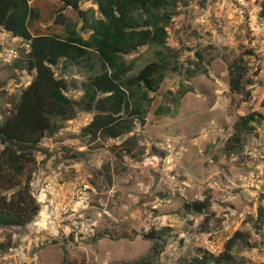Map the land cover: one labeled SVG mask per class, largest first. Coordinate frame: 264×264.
Masks as SVG:
<instances>
[{
    "label": "rangeland",
    "instance_id": "1",
    "mask_svg": "<svg viewBox=\"0 0 264 264\" xmlns=\"http://www.w3.org/2000/svg\"><path fill=\"white\" fill-rule=\"evenodd\" d=\"M29 2L46 32L61 5ZM178 2L166 45L178 53L180 72L167 73L150 94L145 123L130 133L90 140L81 131L93 112L78 111L42 139L31 183L38 215L24 227L0 228V264H189L220 253L237 230L250 246L237 244L231 264H264V0ZM80 9L98 16L93 0ZM64 12L79 29L76 13ZM9 49L17 53L11 61ZM154 49L127 59L142 67L155 59ZM27 52L26 42L0 29V121L33 78L17 66ZM196 52L210 59L207 74L187 77ZM240 57L247 95L229 91L228 65ZM52 69L68 81L66 94L79 99L86 74ZM161 106L170 112L158 113ZM250 113L258 120L234 141L236 122ZM194 201L208 207H185Z\"/></svg>",
    "mask_w": 264,
    "mask_h": 264
},
{
    "label": "trees",
    "instance_id": "2",
    "mask_svg": "<svg viewBox=\"0 0 264 264\" xmlns=\"http://www.w3.org/2000/svg\"><path fill=\"white\" fill-rule=\"evenodd\" d=\"M57 1L61 7L45 32L38 26L40 10L29 0H0V29L27 43L28 52L17 66L33 74L0 121V228L24 227L38 215L31 183L36 169L34 154L46 135L58 132L78 111L93 112L81 131L90 140L116 139L130 133L137 122L145 123L152 103L150 94L159 89L167 73L180 72L178 53L166 45L167 27L178 13V0H93L98 16L81 10L82 0ZM68 8L81 20L79 29L66 16ZM260 17H264V5ZM142 47L155 48V59L137 67L135 59L127 57ZM195 55V61L185 69L187 77L207 74L210 59L198 52ZM58 65L86 74L79 99L66 94L68 81L52 69ZM228 72L229 91L247 95L249 81L243 58L232 61ZM187 92H181L179 99ZM168 112L169 107L158 109L160 114ZM256 116L250 113L239 118L234 141L239 142L241 134L258 120ZM125 152L133 154V149L127 147ZM185 207L202 212L208 204L194 201ZM237 244L250 246L247 233L235 231L220 253L195 257L189 264H231ZM157 245H153L154 252H158Z\"/></svg>",
    "mask_w": 264,
    "mask_h": 264
},
{
    "label": "built area",
    "instance_id": "3",
    "mask_svg": "<svg viewBox=\"0 0 264 264\" xmlns=\"http://www.w3.org/2000/svg\"><path fill=\"white\" fill-rule=\"evenodd\" d=\"M17 57V53L14 49H9L7 52V61H11Z\"/></svg>",
    "mask_w": 264,
    "mask_h": 264
}]
</instances>
